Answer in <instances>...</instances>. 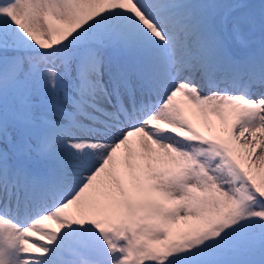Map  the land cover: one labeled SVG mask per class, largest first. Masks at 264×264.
Instances as JSON below:
<instances>
[{
	"label": "snow or ice",
	"instance_id": "obj_1",
	"mask_svg": "<svg viewBox=\"0 0 264 264\" xmlns=\"http://www.w3.org/2000/svg\"><path fill=\"white\" fill-rule=\"evenodd\" d=\"M0 264H264V0H0Z\"/></svg>",
	"mask_w": 264,
	"mask_h": 264
}]
</instances>
